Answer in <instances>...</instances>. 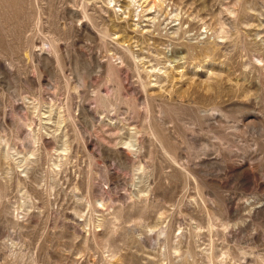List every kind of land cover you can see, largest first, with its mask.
Returning <instances> with one entry per match:
<instances>
[{
	"label": "rangeland",
	"instance_id": "1",
	"mask_svg": "<svg viewBox=\"0 0 264 264\" xmlns=\"http://www.w3.org/2000/svg\"><path fill=\"white\" fill-rule=\"evenodd\" d=\"M0 264H264V0H0Z\"/></svg>",
	"mask_w": 264,
	"mask_h": 264
},
{
	"label": "bare ground",
	"instance_id": "2",
	"mask_svg": "<svg viewBox=\"0 0 264 264\" xmlns=\"http://www.w3.org/2000/svg\"><path fill=\"white\" fill-rule=\"evenodd\" d=\"M153 5H155V3ZM153 5H151L150 7H152Z\"/></svg>",
	"mask_w": 264,
	"mask_h": 264
}]
</instances>
